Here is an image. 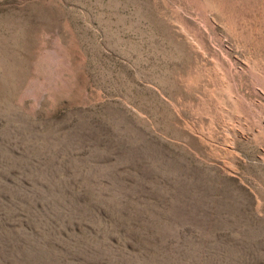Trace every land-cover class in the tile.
Masks as SVG:
<instances>
[{"label":"rangeland","instance_id":"obj_1","mask_svg":"<svg viewBox=\"0 0 264 264\" xmlns=\"http://www.w3.org/2000/svg\"><path fill=\"white\" fill-rule=\"evenodd\" d=\"M0 264H264V0H0Z\"/></svg>","mask_w":264,"mask_h":264},{"label":"bare ground","instance_id":"obj_2","mask_svg":"<svg viewBox=\"0 0 264 264\" xmlns=\"http://www.w3.org/2000/svg\"><path fill=\"white\" fill-rule=\"evenodd\" d=\"M217 1V0H216ZM237 5V4H236Z\"/></svg>","mask_w":264,"mask_h":264}]
</instances>
